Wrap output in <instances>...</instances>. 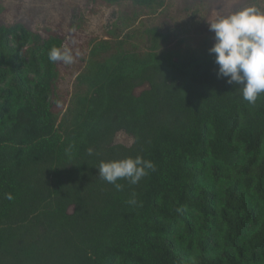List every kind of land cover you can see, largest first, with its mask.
I'll use <instances>...</instances> for the list:
<instances>
[{"label": "trees", "instance_id": "trees-1", "mask_svg": "<svg viewBox=\"0 0 264 264\" xmlns=\"http://www.w3.org/2000/svg\"><path fill=\"white\" fill-rule=\"evenodd\" d=\"M125 19L89 41L72 91L48 59L62 35L0 24V264H264V94L217 75L207 36L170 47L155 25L122 36ZM137 155L156 166L138 184L99 177Z\"/></svg>", "mask_w": 264, "mask_h": 264}, {"label": "rangeland", "instance_id": "rangeland-1", "mask_svg": "<svg viewBox=\"0 0 264 264\" xmlns=\"http://www.w3.org/2000/svg\"><path fill=\"white\" fill-rule=\"evenodd\" d=\"M251 5L264 11V0H166L165 6L155 13L135 6L129 0L114 5L101 0H0V24L21 22L43 36L49 33L62 35L64 46L80 53L72 64L60 63L62 76L58 85L64 91H72L75 77L84 67L89 41L110 38L107 31L113 24L123 28V18L129 23L137 15L131 24L120 30L122 36L132 30H144L155 25L169 32L170 47L178 46L180 38L186 39L185 45L198 46L206 36L211 42L215 41L209 22ZM128 40L127 46L133 42L140 50L149 45L146 38ZM147 86L145 84L135 91ZM115 139L128 145L133 142L132 137L123 131H119Z\"/></svg>", "mask_w": 264, "mask_h": 264}, {"label": "clouds", "instance_id": "clouds-1", "mask_svg": "<svg viewBox=\"0 0 264 264\" xmlns=\"http://www.w3.org/2000/svg\"><path fill=\"white\" fill-rule=\"evenodd\" d=\"M209 30L214 33L215 43L209 52L215 54V63L219 66L217 75L227 78L229 84L238 85L243 99L255 105L264 94V11L254 5L241 8L209 22ZM79 55V51L74 53L71 47L53 46L48 59L70 65ZM93 153L90 147L88 154ZM155 167L152 160L137 155L101 161L97 169L102 180L121 191L124 186L119 180L136 185ZM5 198L13 200L14 196L6 193ZM128 203L137 205L134 195Z\"/></svg>", "mask_w": 264, "mask_h": 264}, {"label": "flooded vegetation", "instance_id": "flooded-vegetation-1", "mask_svg": "<svg viewBox=\"0 0 264 264\" xmlns=\"http://www.w3.org/2000/svg\"><path fill=\"white\" fill-rule=\"evenodd\" d=\"M219 1H221V0H219ZM233 1H236V0H233Z\"/></svg>", "mask_w": 264, "mask_h": 264}, {"label": "water", "instance_id": "water-1", "mask_svg": "<svg viewBox=\"0 0 264 264\" xmlns=\"http://www.w3.org/2000/svg\"><path fill=\"white\" fill-rule=\"evenodd\" d=\"M133 139V138H132Z\"/></svg>", "mask_w": 264, "mask_h": 264}]
</instances>
